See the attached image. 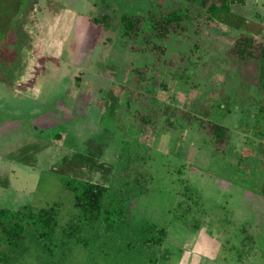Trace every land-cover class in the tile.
<instances>
[{
	"label": "rangeland",
	"instance_id": "rangeland-1",
	"mask_svg": "<svg viewBox=\"0 0 264 264\" xmlns=\"http://www.w3.org/2000/svg\"><path fill=\"white\" fill-rule=\"evenodd\" d=\"M147 8L0 0V208L53 206L65 225L72 179L126 201L121 223L95 220L86 244L0 233V264H264V97L226 52L241 33L264 44V0L201 12L162 52L121 35L119 17ZM134 68L144 124L125 104ZM210 120L227 128L219 146L198 124Z\"/></svg>",
	"mask_w": 264,
	"mask_h": 264
},
{
	"label": "trees",
	"instance_id": "trees-1",
	"mask_svg": "<svg viewBox=\"0 0 264 264\" xmlns=\"http://www.w3.org/2000/svg\"><path fill=\"white\" fill-rule=\"evenodd\" d=\"M241 2L243 0H147L146 10L122 14L119 17L121 35L127 40L140 35L146 49L162 52L161 42L169 35H179L184 32L189 22L201 12L206 13L208 17L220 19L221 14L229 11L231 4ZM226 52L232 58L236 75L241 82L252 84L264 97V44L255 43L251 36L241 33ZM142 74L143 70L140 72L138 68L133 69V77ZM134 82L138 89H128L125 104L127 107L132 103L139 104L133 115L139 117L140 124H144L152 121V113L150 112V117L145 115L146 103H141L139 78ZM257 103L259 104L258 100ZM259 105V108L264 107ZM161 113L166 114L164 122L170 127L175 110L164 107ZM181 114L186 118L189 117L184 112ZM186 120L187 123L191 122L190 119ZM198 124L202 128L206 127V134L212 144L219 146L226 141L225 126L211 120L205 125L201 121H198ZM146 158L145 155L139 160L145 162ZM65 186L72 192L73 206L78 211L65 225H58L56 207L53 206L42 207L35 211L0 208L2 237L7 242L19 241L23 237L24 230L30 228L40 241L52 242L56 234L61 233L74 238L75 242L86 244L88 237L85 233L92 228L95 220H100L106 226L121 223L120 217L125 211L126 201L124 203L118 197L110 198L109 188L78 179L66 181Z\"/></svg>",
	"mask_w": 264,
	"mask_h": 264
},
{
	"label": "flooded vegetation",
	"instance_id": "flooded-vegetation-1",
	"mask_svg": "<svg viewBox=\"0 0 264 264\" xmlns=\"http://www.w3.org/2000/svg\"><path fill=\"white\" fill-rule=\"evenodd\" d=\"M37 1H38V3H39L41 0H36V2H37ZM32 4H33V3H32ZM29 7H30V6H29ZM32 9L34 10V9H36V7L33 6ZM29 10H30V9H29ZM30 20H31V19H30ZM31 119H33V118H31Z\"/></svg>",
	"mask_w": 264,
	"mask_h": 264
}]
</instances>
